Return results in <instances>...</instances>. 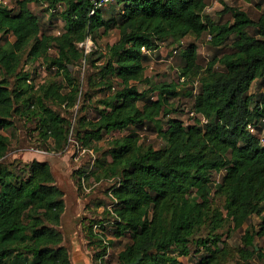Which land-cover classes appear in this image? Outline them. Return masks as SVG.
Segmentation results:
<instances>
[{
    "label": "trees",
    "instance_id": "trees-1",
    "mask_svg": "<svg viewBox=\"0 0 264 264\" xmlns=\"http://www.w3.org/2000/svg\"><path fill=\"white\" fill-rule=\"evenodd\" d=\"M16 5L14 15L0 9V35L15 39L0 46V264H72L59 230L65 195L52 166L37 160L19 162L20 167L6 162L11 141L2 131L14 129L18 118L34 122L42 148L55 153L64 152L72 138L86 154H99L97 143L106 133L138 130L109 142L111 162L95 156L79 172L80 182L89 179L92 166L104 177L118 179L110 191L113 212L107 209L87 227L96 264H104L109 245L94 227L104 232L108 223L117 239L126 233L131 237L117 264H183L179 258L191 256L193 243L204 248L196 252L200 259L194 264L264 261V251L255 245L264 236V220L260 232L246 230L238 248L219 233L228 224L241 230L252 217H264V147L248 130L251 124L264 129V95L255 101L251 94L254 83L264 85V0L256 4V18L224 8L231 14L225 23L206 14L208 0H114L94 16L89 0H17ZM33 5L61 18L64 33H43ZM108 8L112 16L119 9L118 16L106 20ZM115 28L120 38L106 51L86 54L78 47L99 30L108 36ZM206 35L214 48L228 51L205 68L197 45L181 52L185 63L179 80L198 91L193 86L186 95L191 113L207 121L185 126L172 117L181 111L173 104L181 98L180 84H154L146 75L149 57L143 49L155 55L164 45L183 47L186 38ZM30 61L55 68L53 74L61 81L49 79L36 90L27 82ZM83 65L86 91L73 74ZM81 99L80 116L72 123L67 116ZM90 106L94 119L82 116ZM166 119L165 129L161 122ZM151 128L167 146L143 144L141 133ZM213 173L224 175L211 197ZM204 228L207 237L195 241Z\"/></svg>",
    "mask_w": 264,
    "mask_h": 264
},
{
    "label": "rangeland",
    "instance_id": "rangeland-1",
    "mask_svg": "<svg viewBox=\"0 0 264 264\" xmlns=\"http://www.w3.org/2000/svg\"><path fill=\"white\" fill-rule=\"evenodd\" d=\"M13 4V7L2 8V10L7 11L8 13L14 15L18 12L16 5L17 0H10ZM258 0H254L253 4H248L245 0H219V3L214 8V0H209L210 11L207 12L214 22L225 23L231 20V14L224 13V8H237L243 11L248 12L250 16L256 18L259 16L260 12L256 8ZM115 5H112L111 9ZM45 7L39 5H33L32 11L39 18V22L42 28L43 33L56 35L64 31V22L58 16H52L50 13L46 12ZM110 8L105 10L106 20L116 18L119 14V9L115 10L114 16ZM104 30H99L98 34L92 40L93 46H89L91 51H106L107 47H110L118 42L120 38V32L117 28L110 31L108 36H102ZM14 36L8 34L7 36L0 35V46L6 47L14 42ZM189 44H195L198 47L199 62L201 67L205 68L206 64L212 61L215 56H220L223 51H228L226 48H214L208 41L207 35L203 38L196 40L193 37H188L179 46H166V49L153 55L146 52H143L149 57V60L146 64V75L154 84H170L175 82L179 85V92L181 93V98H178L173 102L174 107H180V112L173 113L172 117L182 120L185 126H190L196 123L197 118L200 116H192L191 114V99L187 98L186 95L193 88V84H184V80H179V71L184 66V59L182 58L181 52L185 51ZM173 49H179V55H172ZM90 51V52H91ZM28 65V64H27ZM26 65V66H27ZM25 66V67H26ZM35 68V67H34ZM32 68L30 71L35 73V69ZM53 72L49 73L46 77V80H57L61 81V78L57 77ZM74 78L78 83H81L84 86V91H86L85 83L87 79L86 67L83 65V69L80 67H75L74 69ZM146 88L143 86L140 87V90L143 91ZM195 94H197V88H195ZM251 94L255 96V101L261 99V96L264 95V85L254 83L251 90ZM98 99V98H97ZM82 107V99L79 100L78 105L69 111L68 118L72 119V123H75L76 118L80 116V110ZM86 115L90 119L96 117V111L94 106H90L85 112L82 113V116ZM202 117L199 119L201 121ZM168 119L163 120L161 125L166 129V122ZM202 122V121H201ZM16 126L14 129L2 131V134L10 138L11 145L10 151L6 157V162L8 164H17L30 163L34 160L41 162H48L51 164L57 183L61 186L65 193V201L67 203V210L63 217L62 227L60 231L64 237V246L67 248L71 254L72 262L75 260V256L81 255L82 257H87L92 261V264H96L93 256L95 255L96 249L90 246L89 241L87 240V227H89L91 221L101 220L100 216L109 209L113 207V201L111 198V189L116 185L118 179L109 177H104V174L99 169H93L91 167L92 174L89 176V179L82 178L80 182L79 172L84 170L90 165V161L93 158V161L98 158L99 155L106 156L108 161L111 162V158L108 153L109 142L114 139L122 138L128 136L131 133H136L138 130L135 127H130L123 131H113L106 133L101 141L97 143L98 147L102 151L98 154L90 153L86 154L81 151L76 145L74 140L71 138L70 145L62 153H55L50 149V151H45L41 146V138L38 131L36 130V124L34 122H27L24 119H17ZM141 133V132H140ZM142 142L145 145L152 144L156 149H162L167 146V143L159 138L153 129L150 131H144L141 133ZM52 146V143L50 144ZM94 154V156L92 155ZM96 156V157H95ZM92 161V162H93ZM224 173L218 174L213 173L211 175V197L214 195L215 188L217 184L221 181ZM194 199L198 200L196 196H193ZM218 203V201H217ZM218 206H222L221 203H218ZM264 217H252L250 222L245 225L241 230H234L233 225H226V227L221 230L219 233L223 237V241H226L229 245L238 248L242 244V237L244 236L246 230H255L256 233L260 232L262 229ZM107 230L103 232L101 228L98 229L100 235L105 234L111 244L110 253L101 260L104 264H117L118 254L123 250L124 246L131 240L129 233H126V236L123 238L117 239L113 235V224H105ZM208 231L204 228L195 237V241H198L200 238H206ZM255 245L260 247L264 251V236L257 237ZM95 249V250H94ZM192 254L189 257L179 258L180 263L183 264H194L200 259L199 253L197 251H204V248L198 246L196 243H193ZM253 264H264V261H255Z\"/></svg>",
    "mask_w": 264,
    "mask_h": 264
},
{
    "label": "built area",
    "instance_id": "built-area-1",
    "mask_svg": "<svg viewBox=\"0 0 264 264\" xmlns=\"http://www.w3.org/2000/svg\"><path fill=\"white\" fill-rule=\"evenodd\" d=\"M89 1H90V3L93 6V8L91 10V13H90L91 16H94L98 11L107 8L109 5H111L114 2V0H89ZM218 3H219V0H214L213 7L215 8ZM7 6H8V8L13 7V4L11 3L10 0H0V9L5 8ZM210 7L211 6H208L207 12L210 11ZM63 33H64V31L56 34V36H60ZM211 39H212V36H209L208 40H211ZM91 45L93 46V43H92L91 38H89L85 43L79 44L78 47L81 48V49H84L85 53L88 54L91 51V48L89 47ZM146 51L148 53H151V51L143 49V52H146ZM50 53H51V55H55L56 54L55 48L52 47L51 50H50ZM171 54L176 56L178 54V50L177 49H173ZM32 68L35 69V73L30 71ZM54 71H55V68H53L51 66H48V65H45L42 61L38 62L37 64H34L32 61H30L28 63V65L25 67V72L29 75L27 82H28V84L35 86L36 90H38L40 88V86L45 83V80H46V77L48 75V72L51 73V72H54ZM191 115L195 116V117L197 116V114H195V113H192ZM200 118L201 117H198L197 119H200ZM201 121H202L201 123L203 125L207 123L206 119L203 118V117H202ZM248 130H249V132L252 135L256 136L259 139L261 146L264 147V129L263 130H259L257 128V126L251 124V125L248 126ZM111 197H112V195H111ZM114 207H115V205L113 204V207H109L108 210L113 212L112 210H113ZM99 228H101V226H99V225L95 226V231L98 232ZM96 234L100 235L99 233H96ZM101 235L102 236L103 235L106 236V234H103V232H102ZM108 241H109V239L107 237H105V244L109 245L107 255L110 253V250H111L110 249L111 248V244H109Z\"/></svg>",
    "mask_w": 264,
    "mask_h": 264
},
{
    "label": "water",
    "instance_id": "water-1",
    "mask_svg": "<svg viewBox=\"0 0 264 264\" xmlns=\"http://www.w3.org/2000/svg\"><path fill=\"white\" fill-rule=\"evenodd\" d=\"M51 165V164H50ZM53 170V169H52ZM54 173V172H53ZM55 176V175H54ZM57 181V180H56ZM58 187L63 191V189L61 188V186L57 183ZM64 192V191H63ZM65 195V193H64ZM64 200H65V197H64ZM66 202V201H65ZM66 210H67V203H66ZM65 215V214H64ZM63 215V217H64ZM62 222H63V218H62ZM62 227V226H61ZM60 230V229H59ZM61 232V231H60ZM62 233V232H61ZM70 257H71V254H70ZM94 258V256H93ZM71 262H72V258H71ZM72 264H92V261L87 258V257H82L81 255H76L75 256V260L74 262H72Z\"/></svg>",
    "mask_w": 264,
    "mask_h": 264
},
{
    "label": "crops",
    "instance_id": "crops-1",
    "mask_svg": "<svg viewBox=\"0 0 264 264\" xmlns=\"http://www.w3.org/2000/svg\"><path fill=\"white\" fill-rule=\"evenodd\" d=\"M208 1H209V0H208ZM166 46H167V45L162 46V47L160 48V50L158 51V53L163 54V53H161V51L165 50V49H166ZM150 54H152V53H150ZM153 55H154V54H153Z\"/></svg>",
    "mask_w": 264,
    "mask_h": 264
}]
</instances>
